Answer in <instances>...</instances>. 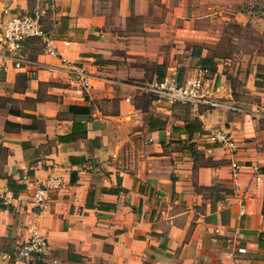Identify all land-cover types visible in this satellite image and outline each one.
<instances>
[{
	"label": "crops",
	"instance_id": "1",
	"mask_svg": "<svg viewBox=\"0 0 264 264\" xmlns=\"http://www.w3.org/2000/svg\"><path fill=\"white\" fill-rule=\"evenodd\" d=\"M254 5L0 0V24L46 6L57 52L35 37L23 52L41 67L0 66V264H264V14ZM221 19L257 29L247 49L210 55L218 38L201 32ZM204 63L216 95L241 111L170 103L129 83L183 82ZM213 127L230 132L233 150L206 137ZM48 177L61 183L39 208L32 190ZM33 224L48 242L39 262L15 256Z\"/></svg>",
	"mask_w": 264,
	"mask_h": 264
},
{
	"label": "built area",
	"instance_id": "2",
	"mask_svg": "<svg viewBox=\"0 0 264 264\" xmlns=\"http://www.w3.org/2000/svg\"><path fill=\"white\" fill-rule=\"evenodd\" d=\"M46 6L33 7L29 11L8 12L0 24V66H5L6 59L11 60L16 68H39L43 64L23 52V44L31 38H41L43 50L49 54H56L52 38L43 26L47 15ZM71 73L84 86L90 85L92 74L79 64H71ZM130 85L143 94L164 99L170 103H182L195 108H226L241 111L242 109L222 101L215 93V74L208 66L198 65L194 74L188 76L183 82H178L174 77H163L151 81H132ZM206 137L226 149L233 150L235 142L228 130L213 127L206 132ZM236 167V163H232ZM27 184H33L27 175L22 176ZM60 178L48 177L35 186L32 190V201L35 206L45 207L51 199L52 192L60 185ZM48 247L46 236L33 224L28 237L20 244L15 253L29 262H39L44 258Z\"/></svg>",
	"mask_w": 264,
	"mask_h": 264
},
{
	"label": "rangeland",
	"instance_id": "3",
	"mask_svg": "<svg viewBox=\"0 0 264 264\" xmlns=\"http://www.w3.org/2000/svg\"><path fill=\"white\" fill-rule=\"evenodd\" d=\"M256 2H258V4H256ZM254 3L255 5L253 8H255L256 11L258 8H260L258 13L264 14V0H254ZM223 21L224 19H221V21L217 22L208 20L205 22L206 24H204L207 26L206 32H201L203 39L209 38L211 40H216V38H218V44H216L215 47L209 48V50H211V56L214 55V53L219 55H228L231 51L247 49L243 46V44H247L246 42H248V38L250 40H254V37H251V35L257 32L255 27L241 29V25L237 21H235L234 24L228 29V26L223 25ZM209 27L212 30L208 31ZM230 42L234 45H232ZM222 60H225L224 56H222ZM216 62L220 61H213L215 67ZM227 65L228 64L222 65L221 70H224Z\"/></svg>",
	"mask_w": 264,
	"mask_h": 264
},
{
	"label": "trees",
	"instance_id": "4",
	"mask_svg": "<svg viewBox=\"0 0 264 264\" xmlns=\"http://www.w3.org/2000/svg\"><path fill=\"white\" fill-rule=\"evenodd\" d=\"M203 61H206V60L204 59ZM203 65H205V66H206V65H209V64H205V63H204ZM158 78H160V77H159V75H158ZM160 79H161V78H160Z\"/></svg>",
	"mask_w": 264,
	"mask_h": 264
}]
</instances>
